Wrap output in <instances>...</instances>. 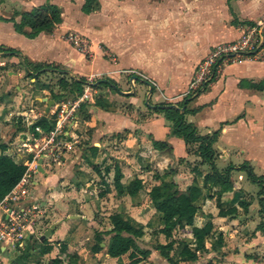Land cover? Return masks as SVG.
Masks as SVG:
<instances>
[{"label":"crops","instance_id":"1","mask_svg":"<svg viewBox=\"0 0 264 264\" xmlns=\"http://www.w3.org/2000/svg\"><path fill=\"white\" fill-rule=\"evenodd\" d=\"M17 1L28 6H24L25 10L15 8L16 20L19 19L16 11H27L50 1L61 7L62 22L52 32L42 31L28 38L16 32L12 22L1 20L11 17L0 15V130L11 129L4 135L5 141L0 142V154L27 164L28 170L5 199L11 200L19 184L27 182L26 195L19 199L17 207L31 209L35 231L21 244L0 243V264H49L55 258L59 259L57 264H122L119 257H111L107 252L113 233L103 235L100 250H91L96 243L95 232L112 228L109 216L113 213L124 214L135 227L142 229L143 235L136 238V243L149 254L137 264H171L157 245L175 239L194 246L196 240L186 229H173L170 238L158 231L163 225L162 214L152 205L149 191L155 186L162 190L169 187L184 190L199 179L198 172L210 173L211 163L220 173L230 170L234 186L227 194H240L249 205L246 210L239 207L235 214L219 216L215 197L208 198L209 191L203 188L196 201L200 208L194 215L193 225L202 227L211 221L214 235L222 233V246L213 250L211 240L205 239V249L197 251L196 260L183 259L177 264H263L249 252H255L258 244L260 252L264 251V223H258L261 211L264 218V168L256 174L249 161L236 165L231 157L235 151L244 153L232 147L236 143L247 138L250 141L255 131L264 134V89L256 90L246 84L264 78V58L227 64L200 94L192 95L191 81L196 66L211 49L239 40V22L262 23L264 0H96L88 14L81 9L84 0H74L70 5L81 10V23L77 26H74L75 20L67 21V4L58 0ZM67 32L88 38L90 59L63 36ZM6 48L18 50L21 56L2 50ZM262 53L259 50L257 54ZM23 58L31 64L63 67L66 72H57L59 79L65 76L70 82V78L82 77L86 83L77 92L73 86H60L58 80L55 89L50 82L43 81L44 75L54 71L52 68H44L35 76L36 73L24 66ZM78 62L89 71L81 72ZM23 67L22 78L29 80L24 87L26 91L19 92L17 104L5 101L6 95L17 93L14 87L22 89L14 85ZM105 78L116 84L117 91L106 83L100 85L99 81ZM138 87L141 91L146 89L149 107H143L145 100L138 94ZM100 89L104 96L96 97ZM27 95H30L29 103ZM187 96L191 99L182 107L180 104ZM115 101L120 106L115 108ZM156 105L183 112L184 122L195 128L196 135L206 136L219 130L212 144L211 163L195 152L197 143L188 144L173 134V121L156 110ZM43 116L51 121L48 131L36 124ZM13 118L15 123L11 126ZM35 124L41 132L34 129ZM154 142L164 145H154ZM228 160L231 163L227 164ZM35 162L37 171H31ZM53 163L62 165L57 174L47 170ZM246 167L256 176L251 181L247 174L248 180L259 186V199L234 178L238 170L246 171ZM115 169L122 174L123 186L138 178L142 188L132 195L120 192L114 186ZM33 173L42 174L46 180L41 183L33 179ZM72 182L81 196H70L64 202V211L53 210L51 190L61 185L69 189ZM58 190L60 198L72 193ZM250 195L254 198H249ZM47 206L52 209L51 214H47ZM252 224L256 226L254 236L246 242L245 230ZM47 230L48 235L41 239ZM18 247H28L29 254L17 261ZM235 247L240 248L239 253H234ZM173 254L174 249L169 255L176 260ZM258 254L263 256L264 252Z\"/></svg>","mask_w":264,"mask_h":264},{"label":"trees","instance_id":"2","mask_svg":"<svg viewBox=\"0 0 264 264\" xmlns=\"http://www.w3.org/2000/svg\"><path fill=\"white\" fill-rule=\"evenodd\" d=\"M96 0H84L81 7L82 11L86 14L90 13L94 7ZM19 19L11 17L9 19H2L5 21L12 22L13 28L16 32L23 34L28 38L36 37L40 32H52V30L62 22V9L60 6L46 1L41 5L32 7L30 10L23 12H15ZM237 24V20H234ZM242 25L254 26L252 21H241ZM6 53L15 54L21 56L18 50L14 48L2 49ZM253 52V51H251ZM250 52V53H251ZM22 63L29 70L33 71L35 76H39L41 70L44 68H52L55 72L65 73L66 69L54 65H42V64H31L28 60L22 59ZM28 74H30L28 72ZM33 74V73H32ZM100 82H105L112 88L118 89L116 84L110 79L105 78ZM82 83L86 81L82 77L70 78V82L65 79V76L59 79V85L62 87L73 86V90L81 92ZM247 87L256 90L264 89V78L259 82L248 81L246 82ZM90 85H93L92 83ZM241 85V83H240ZM198 90L197 94L205 91ZM190 97H185L180 104L185 107L186 102L189 101ZM98 101H101L98 99ZM156 110L162 111L166 117L173 121V134L181 137L186 143H197V149L195 152L201 156V158L211 163L214 150L212 144L216 142L219 130L213 131L210 135L199 136L195 133V128L183 120V112H179L177 108H165L163 105H156ZM51 121L39 120L36 124L41 125L45 130H50L52 125ZM163 146L162 142H154V145ZM4 149V148H3ZM93 169H97L96 166L91 165ZM212 171L210 173L202 174L198 172L201 183H198L197 178L193 184L188 186L184 190L178 188L169 187L168 189L162 190L159 186L153 187L149 191L150 199L154 208L162 214L163 225L158 230L164 234L166 238L172 236V231L175 228L190 230L193 234L196 242L192 246L190 242L183 240L171 239L164 245H157V249L167 258L171 264H177L179 260L193 261L197 259V251L205 249L204 240H211V247L213 250H219L222 246V233L214 235L213 224L211 221L206 222L202 227L193 225V218L196 212L199 210V206L196 204L197 199L202 195L203 188H206L208 192V198L215 197L216 205L219 208V216H228L238 212L239 207L246 210L249 202L244 200L240 194L234 193L232 196L227 193L233 188V182L230 177V170H225L224 173H220L214 164L211 163ZM27 169V164L16 162L11 156L6 154H0V200L4 199L7 194L18 184L23 177ZM248 177L251 181L256 180V176L252 172L251 168H245ZM122 174L119 169L114 171V186L120 192L127 194H135L141 188V180L133 178L126 186H123L120 182ZM79 187L80 184H77ZM112 228L109 231H96L94 237L96 243L92 246L91 250L96 252L101 249L100 242L103 239V235H111L108 242L107 252L111 257H119L122 260V264H137L148 254V250H142L136 243V238L143 235L142 229L135 227L130 220L122 213H113L109 216ZM186 227H190L187 229ZM174 244H177L174 248ZM174 249V256L169 255L170 250ZM43 251L45 249H42ZM25 256L29 254V248L24 251ZM24 254H20L17 257V261L20 260ZM264 264V255L257 257ZM59 259L55 258L49 261V264H57Z\"/></svg>","mask_w":264,"mask_h":264},{"label":"rangeland","instance_id":"3","mask_svg":"<svg viewBox=\"0 0 264 264\" xmlns=\"http://www.w3.org/2000/svg\"><path fill=\"white\" fill-rule=\"evenodd\" d=\"M24 1V0H23ZM44 1V0H43ZM58 1H60V2H62L64 5H66L67 4V6H66V19H67V21L68 22H70V23H72L73 22V20H75V22H74V26H77L79 23H81V20H80V18H79V15H81L80 14V12H81V10H80V8L79 7H74V6H71L70 5V3L72 2H74V0H58ZM71 3V4H72ZM3 4H5V6H2ZM27 7L28 5H26V4H20L17 0H7L6 2H5V0H0V15H2V16H5V17H13V15H14V10H16L15 8H17L18 10H25L26 8L25 7ZM6 13H5V12ZM80 11V12H79ZM77 21V22H76ZM262 22H264V20L262 21ZM67 24H69V23H67ZM259 25V24H258ZM241 26V34H240V37H239V39H241V42L243 41V39L245 38V37H247L248 36V34L250 33V31L249 30H251V28H252V26H250V25H240ZM254 26H256V24H254ZM260 27V26H259ZM257 33V32H256ZM79 34V33H78ZM78 34H76V32H67L66 34H64L63 36L65 37V38H67L68 40H69V42L70 43H72L73 44V42H72V39L76 36V35H78ZM79 36V35H78ZM253 37H254V35H252V39H253ZM87 38V37H86ZM88 39V38H87ZM104 49V48H103ZM212 50V49H211ZM88 51V54H85V57L87 58V59H90V50H87ZM210 55V53L207 55V56H205L199 63H198V65L196 66V69H198V66L200 65V63L202 62V61H204L208 56ZM106 56H108L109 58H112V56L111 55H109V54H107L106 53ZM259 58V57H261V58H264V52L261 54V55H258V56H256V57H254V58ZM78 64L80 65V67H81V72H83V73H86V72H88L89 71V69L88 68H86V66H84L83 64H82V62H78ZM23 66V65H22ZM14 69V68H13ZM20 72H21V77L19 78V79H17V82H16V84L14 85V86H19L20 88H22V89H20V91L19 90H17L15 87H14V90L17 92L14 96H13V94H10V95H6L5 96V101H8V102H11V101H14L15 102V104H17V102H18V100H19V92H24V91H26L25 89H24V87L25 86H27L28 84H29V80H28V78H22V77H24L25 76V69H24V67L23 68H21L20 69ZM55 71H52V72H48L47 73V75H44V78L45 79H43V81H45V82H50V84H51V86L53 87V88H57V83H58V80H59V75L60 74H58L57 72H55ZM39 78H43L41 75H40V77ZM129 78V76H127L126 77V79H128ZM15 78H13V80H14ZM66 79V78H65ZM39 81V80H38ZM92 81H94V80H92ZM126 81V80H125ZM96 82V81H95ZM100 82V81H99ZM98 82V83H99ZM127 82H128V80H127ZM101 84L100 85H102L103 83H105V82H100ZM33 86V88L34 89H37L38 87L37 86H35V85H32ZM92 86V85H91ZM95 86V85H94ZM93 86V87H94ZM109 86V85H108ZM99 88V87H98ZM113 90H116L115 88H112ZM138 94H141V99L144 97V100L146 99V96H145V91H146V89H144L143 88V91H141L140 90V87H138ZM117 91V90H116ZM38 93H40V91H37ZM96 95V97L97 96H99V97H102V96H104V94H103V92H102V90L100 89L98 92H97V94H95ZM246 95V94H245ZM234 97H238V96H236V93H234ZM27 103H29L30 102V95H27ZM25 99V100H26ZM126 102L128 103V101H127V99H126ZM146 102V100L144 101V105H143V107L146 105L147 107H149V102H148V104H146L145 103ZM140 103H142V101L140 102ZM113 104H115V108L117 107V106H120V102L119 103H117V101H115V103L113 102ZM31 105V104H30ZM29 105V106H30ZM127 110L129 111L130 110V108H128L127 107ZM126 110V111H127ZM14 123H15V119L13 118V120H11V122L9 123V124H11V126H14ZM10 131H11V129L9 128H5V129H1L0 130V142L1 141H5V138H4V135L8 132V133H10ZM249 132H251V131H249ZM3 136V137H2ZM250 139V141L248 140V138L247 139H245V141H242V142H240V143H236V146H232L235 150H237V149H239L241 152L243 151L244 153L242 154V155H240L239 154V152H234L233 154L235 155V156H232L231 157V161L233 162V163H235L236 165H238V164H242L243 162H245V161H249L248 163L249 164H251L252 165V169L254 170V173H256V174H260V170L262 169V168H264V134H258V131H255V134L251 137V138H249ZM8 141V140H7ZM108 141V140H107ZM239 141V140H238ZM238 141H235V142H238ZM105 142V141H104ZM110 144L112 143L111 141H108ZM259 143V144H255V143ZM232 145H235V143H233ZM20 153V152H19ZM47 161V160H46ZM229 163H231L229 160L227 161V164H229ZM234 165V164H233ZM61 169H62V165L61 164H58V163H53L52 165H51V167H48L47 168V170H48V172L49 173H55V174H57V173H59L60 171H61ZM43 175L42 174H34L33 173V179H35V180H37V181H39V182H41V183H43V181H45L46 180V177H42ZM82 176H86L85 174H82ZM234 178L237 180V182H239V183H241V185L249 192V193H251V194H253L254 196H256L257 198H258V196H257V194H258V188H259V186H258V184L257 183H252V182H250L249 180H248V177H247V172L244 170V169H242V170H238L236 173H235V176H234ZM63 186V187H62ZM58 189H60V190H62L63 192H66V191H69V192H72L70 195H68V196H65V197H63V198H60V196H59V193H58ZM58 189L57 188H53L51 191H52V196H51V198H50V201L52 202V204H53V207H52V209L53 210H55V209H57V208H59L60 209V211H62L63 209V207H64V202L65 201H68L69 199V197L70 196H73V195H75L76 197H78V196H81V193H79L77 190H78V188H76V183L75 182H72V185H70L69 186V189H66V187H64V185H61V187H58ZM29 190H33V188L32 187H30L29 188ZM248 194V193H247ZM253 195H250L249 196V198L251 197H253L254 198V196ZM245 198H246V196H245ZM248 199V198H247ZM259 199V198H258ZM263 202H264V200H263ZM264 207V206H263ZM46 209H47V214H51L53 211H52V209H50V206H47L46 207ZM52 211V212H51ZM64 211V210H63ZM259 221H258V223L260 224V223H264V218H263V211H261L260 212V214H259ZM36 224L38 225V222H36ZM255 224H252V225H250L249 227H247L246 229L247 230H245V236L247 237L246 238V242L249 240V239H251L253 236H254V232H255ZM228 228H230V226H228ZM35 231L34 230H31V233L33 234ZM35 237H36V234H34V236H33V240L35 239ZM255 245V244H254ZM260 245L258 244L255 248H254V250H255V252H253V250L252 251H250L249 253H251V254H249L250 256H252V253L253 254H255V256H256V258L257 257H260V255L258 254V253H263L264 251H262V252H260L262 249H260ZM27 248L28 247H26V248H20V247H18L17 248V251H19L20 252V254H24V251H26L27 250ZM233 248V247H232ZM11 249V248H10ZM239 251H240V248L239 247H235L234 248V253H239ZM248 256V255H247ZM246 256V257H247ZM248 258V257H247Z\"/></svg>","mask_w":264,"mask_h":264},{"label":"built area","instance_id":"4","mask_svg":"<svg viewBox=\"0 0 264 264\" xmlns=\"http://www.w3.org/2000/svg\"><path fill=\"white\" fill-rule=\"evenodd\" d=\"M249 31L250 33L242 42L239 39L234 42L221 44L210 51V55L195 70L191 81L192 95H196L198 90L208 87L227 64L242 59L254 58L259 55L257 54L259 50L264 52V22L252 26ZM78 35L72 39V46L84 55L88 54L89 40L80 34ZM252 35H254L253 39ZM34 129L41 132V128L38 125ZM45 138L44 136L42 139L44 140ZM53 140L54 138L52 137L51 142ZM34 147H37L36 143H34ZM26 171L28 170L26 169ZM31 171H37V162L32 166ZM26 184L27 182L19 184V187L13 192L11 200L8 198L0 200V243L10 244L15 242L21 244L27 241L30 234H32L34 219L31 209L23 206L17 207L19 206L17 204L20 201L19 199L24 198L26 195Z\"/></svg>","mask_w":264,"mask_h":264},{"label":"water","instance_id":"5","mask_svg":"<svg viewBox=\"0 0 264 264\" xmlns=\"http://www.w3.org/2000/svg\"><path fill=\"white\" fill-rule=\"evenodd\" d=\"M133 78H135V76H133L132 79H133ZM49 102H51V100H50ZM145 103L148 104V100H146ZM41 120H46V117H45V116L41 117L40 121H41ZM40 162H41V161L39 160V163H40ZM38 169L42 170L40 167H38ZM53 227H54V226H53ZM48 233H49V230H47V231L45 232V234L42 235L41 239H43L46 235H48Z\"/></svg>","mask_w":264,"mask_h":264}]
</instances>
